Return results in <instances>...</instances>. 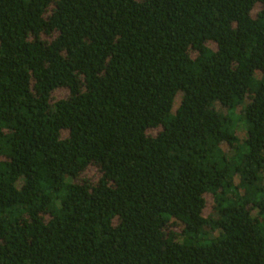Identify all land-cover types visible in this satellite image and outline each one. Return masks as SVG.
<instances>
[{"label": "trees", "instance_id": "obj_1", "mask_svg": "<svg viewBox=\"0 0 264 264\" xmlns=\"http://www.w3.org/2000/svg\"><path fill=\"white\" fill-rule=\"evenodd\" d=\"M0 264H264V0H0Z\"/></svg>", "mask_w": 264, "mask_h": 264}, {"label": "rangeland", "instance_id": "obj_2", "mask_svg": "<svg viewBox=\"0 0 264 264\" xmlns=\"http://www.w3.org/2000/svg\"><path fill=\"white\" fill-rule=\"evenodd\" d=\"M66 93H67L66 90H64V89H60V90H57V91L53 94V96H54L55 99H57V98H60V97H64V96L66 95ZM236 134H237V136H238L239 138H242V137H243V133H242L241 128H239V127L237 128V130H236ZM222 149H223L224 152H228V151H229L228 148H227L225 145L222 146Z\"/></svg>", "mask_w": 264, "mask_h": 264}]
</instances>
